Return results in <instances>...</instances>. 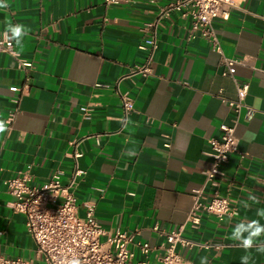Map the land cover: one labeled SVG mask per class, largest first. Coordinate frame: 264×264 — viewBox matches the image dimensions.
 Wrapping results in <instances>:
<instances>
[{
	"label": "crops",
	"instance_id": "0c3cea01",
	"mask_svg": "<svg viewBox=\"0 0 264 264\" xmlns=\"http://www.w3.org/2000/svg\"><path fill=\"white\" fill-rule=\"evenodd\" d=\"M167 2L7 0L0 9V37L17 55L0 52V118L7 122L0 136V256L39 258L6 181L28 173L31 186H43L61 171L66 184L80 152L79 214L93 205L105 232L133 233L136 259L143 258L137 244L148 243V260L159 264L167 245L161 232L186 222L193 192L203 186L210 139L234 122L229 102L238 101L239 82L248 86L235 128L243 155L230 157L223 180L236 214L222 222L205 214L198 230L187 227L185 237L210 247L181 254L194 264L201 257L240 264L245 252L228 238L233 227L264 224L256 215L264 211V0H239L227 20H215L221 53L190 39L191 19L173 12L158 26L151 74L131 75L148 57L140 48L144 26ZM8 22L30 28L22 48L5 34ZM224 58L242 61L234 77L223 75ZM117 84L135 103L126 122ZM250 251V264H264V254Z\"/></svg>",
	"mask_w": 264,
	"mask_h": 264
},
{
	"label": "built area",
	"instance_id": "2783aa9c",
	"mask_svg": "<svg viewBox=\"0 0 264 264\" xmlns=\"http://www.w3.org/2000/svg\"><path fill=\"white\" fill-rule=\"evenodd\" d=\"M101 1L106 7H113L133 0ZM238 6L239 0H168L160 8L157 17L144 26L143 30L147 33V37L140 48L148 52V57L145 65L132 70L131 75L151 74V65L158 48V26L173 12L179 13L183 18L191 19L190 39L200 37L216 52L221 53V45L214 31V22L217 19L227 20L230 11ZM0 52L17 56L12 44L1 37ZM240 63L241 60L224 58L223 64L226 69L223 75L234 77L235 66ZM118 84L116 89L122 104L123 121L126 122L135 109V103L128 92L119 91ZM236 84L239 99L229 102L235 114L234 122L232 125H221L220 138L210 139L207 155L211 158V165L205 172L203 186L193 192L192 206L186 222L175 230L161 232L167 240V245L159 264H194L183 257L181 250L195 247L207 249L210 244L185 237V229L189 227L193 231L198 230L205 214L212 215L221 222L236 214V208L223 187L225 166L230 157L235 154L243 155L239 151L235 128L245 106L244 99L248 86L239 82ZM13 119L14 114L11 115L10 121ZM81 156L80 152L73 154L75 166L66 184L62 181L61 171L55 172L43 186H31L28 173H21L6 181L10 193L16 198L12 208L14 212L25 216L27 232L37 246L39 258L32 260L0 256V264H67V261L73 257L78 258L81 264H152L148 260L150 245L137 244L143 255L142 259L137 260L130 249V245L133 244V233L119 230L113 234L105 232L95 218L93 205L85 206L84 216L79 214L76 189L79 178L84 175L78 163ZM207 189L211 190L208 196H206Z\"/></svg>",
	"mask_w": 264,
	"mask_h": 264
},
{
	"label": "clouds",
	"instance_id": "9594fccd",
	"mask_svg": "<svg viewBox=\"0 0 264 264\" xmlns=\"http://www.w3.org/2000/svg\"><path fill=\"white\" fill-rule=\"evenodd\" d=\"M8 6L7 0H0V9H6ZM29 32L30 28L24 24H13L11 22L5 24V34H10L9 39L14 40L18 48L23 47V37L28 35ZM6 132L7 122L0 118V136H3ZM131 154L135 155V152L132 151ZM256 215L264 219V211H259ZM228 238L234 241L236 246L245 252V255L240 257V264H250L252 260V252L250 250L253 248H255L257 253L264 254V224H261L259 219L252 220L247 224L243 222L237 223ZM67 264H81V261L73 257L67 261ZM200 264H209L208 258L201 257Z\"/></svg>",
	"mask_w": 264,
	"mask_h": 264
}]
</instances>
